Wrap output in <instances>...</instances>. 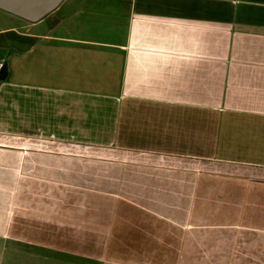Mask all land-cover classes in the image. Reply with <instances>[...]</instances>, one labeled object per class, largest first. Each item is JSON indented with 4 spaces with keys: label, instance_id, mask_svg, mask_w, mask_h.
Listing matches in <instances>:
<instances>
[{
    "label": "crops",
    "instance_id": "crops-1",
    "mask_svg": "<svg viewBox=\"0 0 264 264\" xmlns=\"http://www.w3.org/2000/svg\"><path fill=\"white\" fill-rule=\"evenodd\" d=\"M0 264H264V0L0 10Z\"/></svg>",
    "mask_w": 264,
    "mask_h": 264
},
{
    "label": "water",
    "instance_id": "water-1",
    "mask_svg": "<svg viewBox=\"0 0 264 264\" xmlns=\"http://www.w3.org/2000/svg\"><path fill=\"white\" fill-rule=\"evenodd\" d=\"M64 0H0V10L27 22H38Z\"/></svg>",
    "mask_w": 264,
    "mask_h": 264
},
{
    "label": "built area",
    "instance_id": "built-area-1",
    "mask_svg": "<svg viewBox=\"0 0 264 264\" xmlns=\"http://www.w3.org/2000/svg\"><path fill=\"white\" fill-rule=\"evenodd\" d=\"M1 67H2V64H0V69H1Z\"/></svg>",
    "mask_w": 264,
    "mask_h": 264
}]
</instances>
